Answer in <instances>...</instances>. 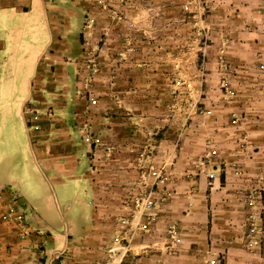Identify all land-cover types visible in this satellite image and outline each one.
I'll list each match as a JSON object with an SVG mask.
<instances>
[{
  "label": "crops",
  "instance_id": "crops-1",
  "mask_svg": "<svg viewBox=\"0 0 264 264\" xmlns=\"http://www.w3.org/2000/svg\"><path fill=\"white\" fill-rule=\"evenodd\" d=\"M154 1L162 4L169 28L173 22L185 32V26L199 21L197 15L190 19L181 9L173 11L177 3L172 0ZM214 1L216 8L204 23L211 45H206V57L201 52L198 59L199 63L206 61L207 77L218 71L222 57L227 59L234 69L231 78L240 90L236 101L223 99L218 83L209 82L210 78L208 84L202 83L203 71L192 72L191 92L176 83L181 78L178 72H184V61L175 57V48H183L178 41L172 45L171 40H163L155 46L154 41L142 39L135 51L127 52L122 20L114 27V32L120 33L119 42L115 40L116 52L98 56L100 73L90 90L98 99L95 107L78 94L83 86L78 81V65L84 57L83 44L103 26L99 22L94 27L89 18H97L98 23L109 12L100 10L95 0H0V264H79L75 254L80 246L88 247L90 253L104 245L105 234L95 218L100 197L105 194L109 198L110 194L106 195L100 178L106 175L105 170L114 175L130 165L127 169L139 168L142 176L153 180L152 170L158 168L156 156L148 160L151 151L144 150L147 158L137 153L144 130L155 125L159 126L156 132L163 135L165 131L160 144L169 149L155 144L157 156L167 158L176 141L184 150L179 158L184 161L183 169L174 171L168 187L182 198L174 200L177 194L171 191L163 198L167 199L164 206L174 203L184 209L190 204L191 214L179 210L176 215L189 225L206 219L209 204L217 214L218 209H224L220 215L226 214V263L250 262L246 250L237 243L245 244V235L239 232L249 210L239 193L256 188L258 196L264 197V96L254 85L261 76L255 67L264 62V11L260 8L264 0ZM58 93L53 109L45 101L40 106L35 102L45 100V94L54 97ZM203 104L214 107L213 116L196 113ZM191 105L196 112L184 116ZM42 106L45 108H39ZM173 110L178 112L176 120L167 118ZM231 111L244 117L234 123ZM66 113L71 117L66 118ZM75 115L82 117L105 147L83 139L85 126L80 133L75 132L71 120ZM242 142L257 150L248 152L240 146ZM109 144L112 151L107 150ZM210 145L220 147L222 171H217L214 163L204 164L203 170L198 166L199 156ZM234 163L242 169L239 175L234 173ZM214 170L212 180L207 173ZM132 175L140 176L138 171ZM211 183L215 186L209 188ZM155 184L159 189V182ZM140 212L135 219L143 220ZM119 223L120 219L117 227ZM184 241L186 249L194 245L193 250L202 251L204 257L206 241ZM188 255L191 251L176 257L174 263L188 264L193 260Z\"/></svg>",
  "mask_w": 264,
  "mask_h": 264
},
{
  "label": "rangeland",
  "instance_id": "rangeland-1",
  "mask_svg": "<svg viewBox=\"0 0 264 264\" xmlns=\"http://www.w3.org/2000/svg\"><path fill=\"white\" fill-rule=\"evenodd\" d=\"M172 1L174 4L177 3V6L173 8V11L178 13L179 9H181L184 11L185 15H190V19H194L196 15L199 19V21L197 20L198 22L196 24L193 23L190 26H185V32L182 29L178 30V28H176L178 26L175 24L174 27L173 22L170 28L167 26L166 19H164L162 12L163 6L160 2L156 3L154 0H95L100 10L103 9L108 11L109 13L107 12L108 15L104 14L102 20L98 21V23L96 22L97 18H89V22L93 24L94 27L97 28V26H99V22L103 26L99 33L97 32L95 35H93L91 40L87 38L88 40H86V42L83 44L84 57L80 60V65H78V67H80L78 81L83 84V86L80 87V89L78 90L79 96L86 97L91 106L96 107L98 105L97 97L92 94V91H90L91 88H93L94 86L93 81L95 77L100 73L98 65V56L102 55L103 52H116L115 40H118L119 42L120 36L118 34L120 33L114 32L115 22L123 20L127 30V34L123 35L125 41L124 49L127 52L135 51L137 49L138 41L142 39L148 38L149 40L154 41L157 44L155 46L160 45L163 40H171L172 45L174 44V42L178 41L182 43L178 45H183V48H175L177 49L175 57H180L179 59L182 58V60L184 61V72H178L181 78H179V81L176 83H178L181 87H186V91L191 92L194 87L192 83V77L195 75L192 74V72L195 70L197 71V73L199 72L201 74L203 71L204 73L202 74V78L199 75L200 79H202V83L205 84L209 80V82L218 83L217 89L219 93L223 96V99L231 103L236 101L237 95L240 90L231 78V75H233L232 73H234V69L233 66L227 61V59L224 60L225 58L222 57L220 59V64L217 69L218 71H216L214 75H211L209 77H207L208 71L206 70V61L202 59V61L199 63L198 59L199 57H201V55H199V53L201 52L205 53L206 57V45H211V41H209L210 38H208L210 32L208 31V28L205 27L204 23H206V20L208 19V16L209 14H211L212 10H215L217 5L216 1ZM180 5H182V8H179ZM260 8H262V10L264 11V2L262 3V5H260ZM132 10L135 11V17L138 16L139 20H136V18H134ZM174 15L176 14H172V16ZM179 26L181 27L183 25H181L180 23ZM130 31H132L134 34H131ZM136 33L137 35L135 36ZM85 37L87 36L85 35ZM210 47L211 46H209L208 48ZM178 53L179 55L184 54V57L178 56ZM117 54L120 58L121 51H119ZM221 61L223 62L221 63ZM261 65H264V62H259L255 67L256 71L258 72V75L261 76L260 81H257L258 83L254 85H256L257 90L260 91L259 94L264 96V68H262ZM68 74L70 81V66L68 67ZM213 76H215V78H213ZM207 78L210 79L207 80ZM224 81L227 82L226 87H228V89L235 90L234 96H229L228 90H226V87L223 86ZM61 82L64 84V81ZM63 86L64 85H62L61 87ZM59 93H61V95L64 94L63 92ZM59 93L54 97L50 96L49 94H45V100H36L35 102L38 106H40V104L45 101V103H47L48 106L50 105L52 107L51 109H53L52 101L59 95ZM60 98H62V96H59V99ZM203 98L206 100L207 98L210 99L209 96L207 97L205 95H203ZM205 104H203L204 108L200 107L197 109L198 112H196V107L191 105V107L188 109V112L186 114L184 112V116L188 117L191 111L199 114H205L209 117L213 116L215 110L213 109L214 107L211 105L206 107ZM39 108L43 109L45 108V106ZM177 108L175 109L177 110ZM129 111L131 112V110ZM177 111L173 110L171 113H169V115H167V118L171 117L176 120V117L178 115ZM130 112H128V114L126 113L127 116H130ZM235 112L231 111L230 115ZM161 115L162 113L156 115V117H159ZM238 115L237 121L239 120V118L244 117L243 114ZM70 117L71 116L69 115V113H66V118ZM186 119L188 121V118ZM71 120L75 125L74 129L76 133H80L81 128L84 129L83 127L85 126L82 135L83 139H85L88 143L94 140V144H99L105 147V143H103L102 139L97 135L93 134L94 132L91 131L90 127H88L87 124L85 125L83 123L81 116L75 115L74 118L72 116ZM158 127V125H155L150 128H147V130H144L143 141L142 143L140 142L141 149L138 150L137 155H139V157L144 156L145 158H147L144 150H146V152L148 150L151 151V153H149V157L151 158H148V160H152L153 157L156 156L154 159V164L158 166V168L156 169H161V167H164V173L162 174H166L168 176L166 178H163L162 176L158 178L154 177L155 180H149V178L145 176V174L144 176H142L143 174L141 175V170L137 168L136 165L135 166L137 170H135V167H133L132 169H127L130 167V165H127V168H124L122 172L115 171L114 175H112L110 171L108 172L107 170H105L106 175L101 176L100 179L102 180L101 184H103V182L105 183V187L107 189L106 195L110 194V197L108 198L107 196V198H105V194H102L103 196H101L99 200L100 206L96 210L97 217L95 218L97 226L105 234L104 245L96 246V248L93 249L94 252L90 251V253L88 250H86L88 247L84 248L80 246V251L75 254V257L78 258L79 264H147V261L148 264H178V261L174 263L176 261V257L180 255H185L188 251H191V254L193 255H188L190 259H193L188 264H200L199 258L202 259L203 264H212L211 260L215 258L219 259V264H227L226 219L223 218V216H225L226 214L220 215L221 212L224 211V209H218L219 213L217 214L216 209L209 204L206 208V219L201 223L198 222L195 225H189V222L184 223L183 220L177 219L176 215L179 210L185 215H188L192 210L190 204L184 205V209H180L177 205L175 207L174 203H172L173 206H164L163 203L167 199L163 201V198L164 196L167 197V193L170 194L171 191L177 194L175 195L176 197H174V200H181L182 198L178 197L180 195H178V193L175 192L174 189L172 190L168 187H170L169 185L172 179L175 177L174 171L177 168L183 169V166L181 164H183L184 161L182 162L179 158L184 155V150L180 149L181 146L178 144L179 142L176 141L173 145V150L169 153V156L167 155V158H163L162 155L161 157L157 156V149H155L156 146L154 147V145L160 144V141L165 136V131L163 132V135L160 134V131L156 132ZM190 135H192V133ZM148 143L150 145H148L147 147L146 145ZM160 145L164 146L165 149L169 150L167 146L163 144ZM240 146L245 148L247 151L257 150L254 149L252 144H250L249 142H242L240 143ZM113 148L114 147L111 144L107 145L108 151H112ZM219 150L220 147H212L210 145V147H207L206 151H204L203 154L199 156L201 164H198L199 160L195 163H197L198 166L202 168V170L204 164L210 163V165H212L211 163H214L216 164L215 169L217 168L219 169L217 171H222L223 165L220 163L221 159L219 158ZM233 166H236L234 167V173L239 175L240 173L238 174V170L240 171L241 168L236 163H234ZM136 171H138V174L140 175L139 178H135L132 175V172ZM207 175L210 176V178L213 180L216 176V172L215 170L210 171L207 173ZM152 181L159 182L158 187L159 185H161L160 188H157V184H155V182V186L152 185ZM214 186L215 184L211 183L209 188ZM262 189L264 190V183L261 186V190ZM248 190L249 191L247 192L243 190L239 193L241 196L244 197L242 199L245 202L246 208H249L247 201L249 195H252V198H255V200L258 202L256 203L257 209L262 211L264 219V197L262 198L261 196H258L259 194H257L256 188H251ZM149 195L151 197L150 199L154 201V218L153 216H151V219L148 220L145 215H142L143 220H139V223L135 224V222L138 220V218L135 219V215H137V212L142 208V205L145 203ZM130 198H132V201H130ZM247 214L248 212H246V223L241 226L242 228L239 232V235L240 233H242L243 235H245L246 233L248 227ZM119 219L120 223L117 227V221ZM172 226H175L178 229L181 236V243L176 246H172L171 237L169 234V229ZM116 237L119 239H121L122 237V239L116 240ZM192 238L194 240L206 241L207 249L205 250L207 251L204 252V257H201L202 251L193 250L194 245H191V247L188 246L186 249V243L184 240H190ZM134 239L136 240V252L133 247V243L135 241ZM237 243L239 248H244L246 250V256H248V260H250V262L247 264L264 263V245L261 244L256 249H249L248 247H245V244H239V241H237ZM262 243L264 244V237ZM194 244H196V242ZM83 252H85L84 257L82 255ZM197 252H199V254H197ZM138 253L143 255V257ZM258 253H260L261 255H259Z\"/></svg>",
  "mask_w": 264,
  "mask_h": 264
},
{
  "label": "built area",
  "instance_id": "built-area-1",
  "mask_svg": "<svg viewBox=\"0 0 264 264\" xmlns=\"http://www.w3.org/2000/svg\"><path fill=\"white\" fill-rule=\"evenodd\" d=\"M262 68H264V65H261ZM227 82L224 81L223 86L226 87ZM226 90H228L229 96H234L235 95V90L234 89H228L226 87ZM237 121V116L236 113L232 114V122ZM164 167H161V169H155L152 171V174L154 175L155 178H158L162 176L163 178H166L168 175L162 174L164 173ZM150 195L147 197L145 203L142 205L141 213L147 217V219H151V216L154 218V201L150 199ZM248 214H247V220H248V227L245 233V244L246 247L249 249H256L261 245L263 242V237H264V219L262 215V211L257 209V204L258 203L255 198H252V195H249L248 198ZM13 211V210H12ZM139 220L135 222V224L139 223ZM169 234L171 237V243L172 246H176L179 243H181V236L178 231V229L175 226H172L169 229ZM116 240H121L119 238H115ZM212 264H219V259L215 258L211 260Z\"/></svg>",
  "mask_w": 264,
  "mask_h": 264
}]
</instances>
